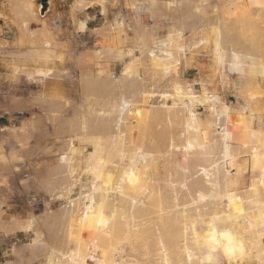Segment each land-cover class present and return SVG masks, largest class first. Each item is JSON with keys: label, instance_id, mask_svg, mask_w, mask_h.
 I'll list each match as a JSON object with an SVG mask.
<instances>
[{"label": "rangeland", "instance_id": "374dc122", "mask_svg": "<svg viewBox=\"0 0 264 264\" xmlns=\"http://www.w3.org/2000/svg\"><path fill=\"white\" fill-rule=\"evenodd\" d=\"M41 1L0 0V264H264V0Z\"/></svg>", "mask_w": 264, "mask_h": 264}, {"label": "bare ground", "instance_id": "6f19581e", "mask_svg": "<svg viewBox=\"0 0 264 264\" xmlns=\"http://www.w3.org/2000/svg\"><path fill=\"white\" fill-rule=\"evenodd\" d=\"M119 23H120V22H119ZM81 26H82V25H81ZM120 26H122V23H120ZM218 60H219V59H218ZM188 91H189V90H188V88H187V91H185V92H187V93L184 92V97H185V99H184L181 103L176 104V105H175V108H177V109H178V108H181V109L186 113V115H187V119H186L187 127L192 128V129H197V128H199L198 126H200V125H198L199 122L197 121V118H196V115H195L196 113H194L193 110H192V106H193L192 97H194V93H192L191 91H190L191 93H188ZM118 104H119V103H118ZM203 105H211L212 107H213V106L215 107V104H213V103H211V102H208V101H207L206 103H204ZM118 106L120 107V109L117 110V108H115L114 110L121 111V112L123 111V113H124V110H125V112H126V109H127V111H128V109H129V108H128V107H129V104H128V101H126V100H125V101H122L121 104L118 105ZM118 106H117V107H118ZM166 106H167V104H166ZM225 106H226V105H225ZM163 107H164V106H163ZM166 108H167V107H166ZM171 108H172V107H171ZM212 109H214V108H212ZM182 110H180V111H182ZM120 115H121V114H120ZM121 116H122V115H121ZM117 119H118V118H117ZM120 122H121V121H120ZM116 123H117V122H116ZM116 126H117V125H116ZM223 134H224L223 137H224L225 142H226V144H227L228 141H229V139H228V138H229V137H228L229 134H228V133H225V132H224ZM251 135H252L253 137H257L256 134H251ZM187 141H189V140H187ZM196 144H197V143H196ZM226 144H225V151H224V152H225V155H224V154H223V155H224L225 157L228 158V157H229V153H228V146H226ZM184 145H185V144H184ZM192 145H193V144H191V142H187V146H188L189 148H190V147H191V148H192V147H193V148L196 147V146H192ZM188 147H187V148H188ZM174 149H175V148H174ZM197 149H198V148H197ZM177 150H178V149H177ZM188 150H189V149H188ZM190 152H191V151H190ZM97 153H98V152H97ZM118 154H119V153H118ZM139 155L141 156V155H143V154H139ZM67 157H69V156H67ZM141 157H142V156H141ZM141 157H140V158H141ZM223 158H224V157H223ZM65 159H66V158H65ZM130 160H131V162H132V161H135L134 159H130ZM215 163L217 164V162H214V164H215ZM218 164H219V163H218ZM220 164H221V163H220ZM199 171H200V170H199ZM225 172H226V173H225ZM225 172H224L225 175L227 174V176H229L228 171H225ZM123 173H124V171H121V174L119 175V177H116L117 180H116V178H114V181L116 180V182H115V183H116V187H115V188H113V186H110V185H109L108 187L105 186L106 188H104V189L101 190V193L99 194V195H100V196H99V197H100V201H101V200H105L106 197H108V198L110 199V196H111V195H112V196L115 195V194H112V193H115V192H116V194H118V193L121 192V190H122V188H123ZM125 173H126V172H125ZM125 173H124V174H125ZM126 174H128V173H126ZM200 174H201V173H200ZM91 175H92V174H91ZM227 176H225V178H226ZM91 177H92V176H91ZM125 177H127V176H125ZM112 179H113V178H112ZM94 181H95V180H94ZM94 181H93V182H94ZM111 181H112V180H111ZM226 181H227V179H226ZM93 182H92V183H93ZM105 182H107V181H105ZM100 183H101V182H100ZM113 184H114V183H113ZM114 185H115V184H114ZM95 186H96V185H95ZM100 189H101V188H100ZM114 190H115V192H114ZM98 193H99V192H98ZM96 194H97V193H96ZM97 195H98V194H97ZM97 195H96V196H97ZM119 196L122 197V198L125 197V195H124V196H121L120 194H119ZM126 198H127V197H126ZM111 199H113V197H111ZM116 199H117V198H115V200H116ZM130 200H131V198H130ZM112 201H113V200H112ZM119 201H120V200H119ZM122 201H123V200H122ZM114 202H115V201H114ZM135 203H136L135 199H132V204H135ZM114 204H115V203H114ZM114 204H113V205H114ZM113 205H112V206H113ZM113 210H115V207H114V206H113ZM197 216H198V215H197ZM198 217H199V216H198ZM198 221H200V220H198ZM239 222H240V220H238V223H239ZM202 223H203V222H202ZM204 224H205V223H204ZM208 224H210V223H208ZM216 224H217V223H216ZM216 224H215V225H216ZM206 226H207V225H206ZM211 227L213 228L214 226L211 225ZM212 228H211V231H212ZM216 228H217V227H215V229H216ZM201 229H202V228H201ZM209 229H210V228H209ZM206 230H207V229H206ZM209 232H210V230H209ZM209 232H208V233H209ZM205 237H206V236H205ZM212 237H213V236H212ZM255 238H256V237H255ZM235 240H237V238H235ZM258 240H259V239H258ZM258 240H257V242H258ZM233 241H234V239H233ZM233 241H232V242H233ZM238 241H239V240H238ZM250 241H251V240H250ZM250 241H249V244L247 243V244H248L247 248L250 247L249 245L253 243V242L251 243ZM252 241H253V239H252ZM261 241H262V240H261ZM229 242H230V240H229ZM234 242H236V241H234ZM210 244H211V250H212V243H210ZM210 244H209V245H210ZM231 244L233 245L234 243H231ZM238 244H239V243H238ZM241 244H242V243H241ZM243 244H244V243H243ZM243 244H242V245H243ZM209 245H208V246H209ZM232 245H231V246H232ZM235 245H236V243H235ZM227 246H230V243H229V245H227ZM231 246H230V248H232V249L235 247V246H233V247H231ZM236 246H237V245H236ZM239 246H240V245H239ZM251 246H252V245H251ZM237 247H238V246H237ZM207 248H208V247H207ZM207 248H206V249H207ZM220 248H221V247H220ZM222 248H223V247H222ZM235 248H236V247H235ZM235 248H234L233 250H235ZM243 248H244V247H243ZM245 248H246V246H245ZM251 248H252V247H251ZM204 249H205V248H204ZM213 249H214V247H213ZM225 249H229V247H227V248H225ZM216 250H217V249H216ZM221 250H222V249H221ZM205 251H206V250H205ZM209 251H210V250H209ZM212 251H213V250H212ZM212 251H211V252H212ZM229 251H230V249H229ZM231 251H232V250H231ZM231 251H230V252H231ZM235 251H237V250H235ZM245 251H246V250H245ZM207 252H208V250H207ZM250 252H251V250H250ZM250 252H249V253H250ZM205 253H206V252H205ZM208 253H209V252H208ZM208 253H207V255H208ZM213 253H214V252H213ZM233 253H234V252H233ZM262 253L264 254V252H262ZM189 254H190V257H191V254L193 255V253H189ZM231 254H232V253H231ZM204 255H205V254H204ZM204 255H203V256H204ZM207 255H206V256H207ZM208 256L210 257V259L213 257V256L211 257L210 254H209ZM231 256H232V255H231ZM231 256H230V257H231ZM256 256H257V255H256ZM215 257H216V256H215ZM215 257L212 258V260H213V259H215V260H213V261H212V260L208 261L209 264H210L211 261H212V262H211L212 264H214L213 262H216L218 256H217L216 258H215ZM224 257H225V256H224ZM226 257H227V256H226ZM258 257H259V255H258ZM69 258H70V257H69ZM232 258H233V257H232ZM52 259H53V257H52ZM65 259H66V258H65ZM203 259H205V257H204ZM67 260H68V258H67ZM70 260H72V258H70ZM70 260H69V261H70ZM205 260H207V259H205ZM72 261H73V260H72ZM203 261H204V260H203ZM204 262H205V264H206V261H204ZM228 262H229V261H228ZM72 264H76V262L73 261ZM215 264H216V263H215Z\"/></svg>", "mask_w": 264, "mask_h": 264}, {"label": "water", "instance_id": "95a60500", "mask_svg": "<svg viewBox=\"0 0 264 264\" xmlns=\"http://www.w3.org/2000/svg\"><path fill=\"white\" fill-rule=\"evenodd\" d=\"M40 5H41L40 14L43 15L48 9V1L42 0Z\"/></svg>", "mask_w": 264, "mask_h": 264}, {"label": "crops", "instance_id": "0c3cea01", "mask_svg": "<svg viewBox=\"0 0 264 264\" xmlns=\"http://www.w3.org/2000/svg\"><path fill=\"white\" fill-rule=\"evenodd\" d=\"M12 167H13V165H11ZM7 167H9V166H5V167H1V169L4 171V172H6L7 171ZM4 175L3 174H0V177H3ZM263 243H264V238H263Z\"/></svg>", "mask_w": 264, "mask_h": 264}, {"label": "built area", "instance_id": "2783aa9c", "mask_svg": "<svg viewBox=\"0 0 264 264\" xmlns=\"http://www.w3.org/2000/svg\"><path fill=\"white\" fill-rule=\"evenodd\" d=\"M219 125L221 126V128H222V124L221 123H219Z\"/></svg>", "mask_w": 264, "mask_h": 264}]
</instances>
